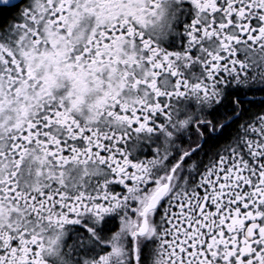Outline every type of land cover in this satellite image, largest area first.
Instances as JSON below:
<instances>
[{"label":"snow or ice","instance_id":"obj_1","mask_svg":"<svg viewBox=\"0 0 264 264\" xmlns=\"http://www.w3.org/2000/svg\"><path fill=\"white\" fill-rule=\"evenodd\" d=\"M0 264H264V0H0Z\"/></svg>","mask_w":264,"mask_h":264}]
</instances>
